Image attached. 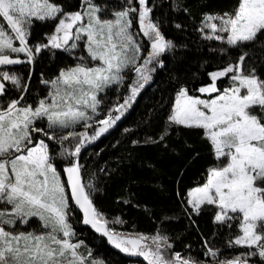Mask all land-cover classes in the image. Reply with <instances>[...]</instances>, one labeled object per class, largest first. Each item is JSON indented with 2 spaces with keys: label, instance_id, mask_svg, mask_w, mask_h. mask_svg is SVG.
I'll list each match as a JSON object with an SVG mask.
<instances>
[{
  "label": "snow or ice",
  "instance_id": "1",
  "mask_svg": "<svg viewBox=\"0 0 264 264\" xmlns=\"http://www.w3.org/2000/svg\"><path fill=\"white\" fill-rule=\"evenodd\" d=\"M163 4L0 0V264H103L75 239L70 217L77 209L83 223L148 264H264V0H234L218 9L206 0L200 5L196 30L203 40L219 42L209 51L223 59L198 87L191 77L174 72L159 131L132 141L159 148L161 160L191 150L172 189L158 184V195L175 196L193 224L210 214L214 236L223 234L224 245L242 250L222 256L221 246L205 237L202 256L207 259L182 253L165 227L168 209L161 207L152 232L124 233L109 226L95 202L103 186L97 171L109 173L86 169L82 148L125 115L156 68L166 67L165 54L187 47L163 30L170 22L183 30L160 11ZM168 7L191 15L187 0H171ZM37 28L43 30L37 33ZM64 55L68 59L55 73L40 74L45 93L31 89L35 65ZM173 59L180 57L173 53ZM21 64L30 67L27 77L13 70ZM159 107L149 111V119ZM184 131L199 134L212 160L202 180L181 191L184 168L201 155L188 139L174 142ZM147 167L156 175L162 172L157 163ZM134 198L129 187L118 200L155 218L154 205L134 204Z\"/></svg>",
  "mask_w": 264,
  "mask_h": 264
},
{
  "label": "trees",
  "instance_id": "2",
  "mask_svg": "<svg viewBox=\"0 0 264 264\" xmlns=\"http://www.w3.org/2000/svg\"><path fill=\"white\" fill-rule=\"evenodd\" d=\"M171 0H164L161 12L170 14L171 19L183 25V30L177 29L173 23L164 27L166 35L173 39L178 45H187L184 48H175L165 54L166 67H157L153 74V80L145 86L138 94L131 107L117 123L107 132L102 133L96 140L89 142L82 148L81 163L86 169L97 171L106 169L109 173L98 172L103 181L102 191L95 194V202L109 220V226L115 227L121 232H152L158 227L161 207L168 209L170 221L165 225L170 235L176 238L175 248L182 253L190 252L193 256L207 259L202 256L203 240L216 241L221 246V255H232L242 249L235 250L228 248L222 243L223 234L216 233V226L210 214H202L195 218V224L191 223L188 217L180 212L179 203L175 196L158 195V184L165 185L169 190L173 187L177 172L189 159L186 151L181 156L169 155L160 159L161 151L157 147L145 144H133V140H142L146 136L153 135L159 131L164 122L165 113L168 110V103L172 97V88L175 81L171 79L172 74L191 77L193 87H198L200 81L207 80V71L213 70L220 62L218 53L210 52V47H216L219 42H208L202 39L201 34L196 30L199 27L200 5L205 0H187L191 15L183 11L171 12L168 5ZM209 8H222L234 2V0H206ZM43 29L37 28L39 33ZM173 53L180 57L179 61L173 59ZM68 59L66 55L61 56L55 62L48 59L39 61L32 72L31 89L45 93V86L41 84V73L45 77L55 73L57 65L63 66V61ZM204 60L210 61L201 67ZM70 62V61H69ZM15 71L22 72L25 77L29 75L28 64L14 66ZM12 96L17 95L13 90ZM113 93H109L111 100ZM35 99V93L28 97L29 102ZM159 107L158 114L152 113L149 119L150 110ZM127 129V131H126ZM79 130V129H78ZM91 131V129H89ZM188 139L196 151L201 153L200 158L189 162L183 171V180L180 185L181 191L186 186H191L198 180H202L204 169L212 157L208 151L207 143L199 138V134L192 131H184L182 136L174 140L175 143H182ZM149 162L157 163L162 169L159 175L153 173L148 167ZM135 193L134 204H147L149 207H156L155 218L150 216L142 207L133 204H126L118 200L119 196L125 194V190ZM76 237L84 241L82 251L91 250L92 256L103 264H130L133 260L112 245L106 236L98 233L91 225L82 222V211L75 210L70 217ZM124 223H116V220ZM198 225V227H197ZM221 237V238H218ZM187 246H190L188 248ZM140 257H135L131 262H141Z\"/></svg>",
  "mask_w": 264,
  "mask_h": 264
},
{
  "label": "rangeland",
  "instance_id": "3",
  "mask_svg": "<svg viewBox=\"0 0 264 264\" xmlns=\"http://www.w3.org/2000/svg\"><path fill=\"white\" fill-rule=\"evenodd\" d=\"M0 23H3V21H0ZM125 233V232H124ZM101 234V233H100ZM76 237V236H75ZM76 240H79L78 238H75ZM118 249V248H117ZM122 253H124L125 255H127V256H129V257H132L133 258V260L135 259V257H140V261L141 262H133V263H131V262H127V263H130V264H148V261L144 258V257H142V256H140V255H138V254H133V253H125V252H123L121 249H119Z\"/></svg>",
  "mask_w": 264,
  "mask_h": 264
}]
</instances>
